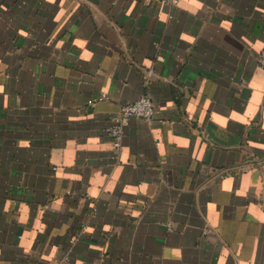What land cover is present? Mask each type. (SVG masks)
I'll use <instances>...</instances> for the list:
<instances>
[{
	"label": "crops",
	"instance_id": "0c3cea01",
	"mask_svg": "<svg viewBox=\"0 0 264 264\" xmlns=\"http://www.w3.org/2000/svg\"><path fill=\"white\" fill-rule=\"evenodd\" d=\"M263 47L264 0H0V264H264Z\"/></svg>",
	"mask_w": 264,
	"mask_h": 264
},
{
	"label": "built area",
	"instance_id": "2783aa9c",
	"mask_svg": "<svg viewBox=\"0 0 264 264\" xmlns=\"http://www.w3.org/2000/svg\"><path fill=\"white\" fill-rule=\"evenodd\" d=\"M155 2H167L175 0H149ZM259 65L264 68V47L261 48L257 55ZM92 101V100H91ZM90 101V102H91ZM155 114V106L153 100L148 94H141L132 101L126 103L122 109L112 115L110 122L104 128V131L116 143L123 136L124 129L129 123L130 117H138L144 120H150Z\"/></svg>",
	"mask_w": 264,
	"mask_h": 264
}]
</instances>
